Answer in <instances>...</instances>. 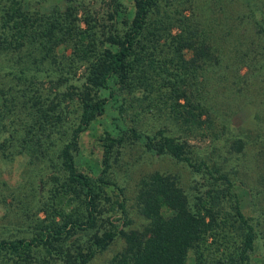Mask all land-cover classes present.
Returning <instances> with one entry per match:
<instances>
[{
	"label": "trees",
	"instance_id": "16d2710c",
	"mask_svg": "<svg viewBox=\"0 0 264 264\" xmlns=\"http://www.w3.org/2000/svg\"><path fill=\"white\" fill-rule=\"evenodd\" d=\"M45 1L0 0V159L10 160L31 150L43 169L55 172L49 188L52 194L36 198L37 211L44 210L48 219L34 224L30 236H0V264H4V257L13 259V264H88L118 238H123L124 246L110 264H188L191 249L197 262H202V249L212 246L208 238L221 243L229 221L234 226L240 224L242 245L237 252L219 256L217 262L255 264L251 252L256 245L258 221L239 207L241 198L235 180L220 165L206 159L196 165L191 162L197 170L202 166L209 170L212 179L208 181V199L201 192L189 194L169 175L152 176L136 195L138 212L146 222L134 226L125 198H111L109 190L115 186L120 195L124 193L122 185L107 171L113 146L127 137H140L142 131L129 126L115 137L105 129L98 138L103 151L101 171L89 173L76 164L81 133L105 113L108 103L123 116L127 104L140 112L149 103H156V94L165 97L170 90L172 109L177 110L178 96L186 94V81L192 78L197 84L202 77V81H209L221 59L213 55L214 46L204 40L208 33L214 34L212 27L217 23L206 21V35L196 43L192 34L198 25H192L182 10L172 8L170 0H132L130 16L125 14L122 1L111 0V22L92 27L96 18H88L90 13H86L85 28L80 27L76 15L81 0H62V4L57 2L49 9L42 6ZM240 4L243 11L237 13L246 22L244 30L248 28L254 34L246 38L240 59L248 68L257 66L258 73L249 76V81H264V0H243ZM121 9L125 13L119 17ZM173 26L180 28L176 35L171 32ZM255 39L253 49L261 54L256 63L252 60L256 55H247L249 43ZM159 44L162 46L157 49ZM167 47L171 52H166ZM185 47L194 51L189 60L182 56ZM158 51L166 52V57L155 60ZM207 58L209 63L203 70L198 62ZM77 61L86 66L78 86L69 82L74 80ZM66 83L71 89L61 91ZM139 86L143 95H134ZM102 89L107 95L100 94ZM44 99H49L47 105ZM66 99L75 102L78 112L74 122L63 126ZM200 101L196 106L202 105ZM163 103L166 105L167 100ZM164 131L159 129V138L146 134L152 146L158 152L190 161L185 141ZM54 132L64 136L63 142L48 154ZM245 144L242 135H235V149ZM229 199L231 209L223 210ZM218 248L215 245L214 250Z\"/></svg>",
	"mask_w": 264,
	"mask_h": 264
},
{
	"label": "rangeland",
	"instance_id": "374dc122",
	"mask_svg": "<svg viewBox=\"0 0 264 264\" xmlns=\"http://www.w3.org/2000/svg\"><path fill=\"white\" fill-rule=\"evenodd\" d=\"M81 1L76 12L80 27H87L84 18L86 13H90L88 18L93 16L96 18L92 27L95 25L99 27V23L111 22L109 18V10H112L111 0ZM120 1L124 3L122 6L126 7L127 13L121 9L117 13L118 16L121 17L124 13L130 16L132 0ZM170 1L172 8L182 10V13L191 19L192 25H198L192 34L196 43H199L202 35H206L208 29L206 21L217 23L212 27L214 34L210 36L208 33L204 40L205 44L209 42L214 46L213 55L221 59L214 65V74L211 73L207 82L202 81L203 77L199 78L202 82L198 81L197 84L192 82V78L186 81L183 87L186 94L178 96L180 104L177 110L172 109L173 99L170 90L165 97L156 94L154 100L156 103H149L140 112L127 104L128 108L123 116L108 103L105 113L93 121L88 130L81 133L79 148L75 154L76 164L84 171L97 174L103 167V151L98 140L103 130L110 131L115 137L129 126L142 131L140 137H127L122 144L113 146L107 171L118 185H122L124 193L120 195L115 186L109 190L111 198L112 200L125 198L124 203L128 215L133 217L134 226H141L146 222L138 212L136 195L143 183L149 181L152 176L160 173L169 175L189 194L201 192L203 197L208 199V181L212 179L209 170L205 166L197 170L191 162L196 165L202 159H206L210 164L220 165V169L235 180V190L241 198L239 207L246 215L258 221V236L251 258L255 264H264V81H249V76L258 73L255 72L257 66L251 65V68H248L246 64L242 65L243 61L240 59L246 38L254 35L248 28L244 30L246 22H242L237 13L243 11L240 4L243 0ZM57 2L62 4V0H46L42 6L49 9ZM171 32L176 35L180 28L173 26ZM254 41L257 42L255 39L249 43L251 46L247 55L249 57L256 55L252 59L256 63L260 61L261 54H257L253 49ZM160 46L162 44H159L157 49H160ZM167 50L166 52H171L168 47ZM166 52H156L155 60L166 57ZM163 53L165 56H161ZM182 56L185 60L191 59L194 56L193 49L185 47ZM205 62L200 59L198 62L202 64L203 70L208 65L209 58ZM75 66L74 80L71 79L69 82L80 85L84 79L86 66L78 61ZM245 73L247 76H244ZM263 75L261 73V76ZM67 84L69 83H66L61 91L68 88ZM48 93L51 96L52 92ZM100 94L107 95V91L102 89ZM134 95H143L141 86L134 89ZM124 96L130 101L128 92H125ZM74 98L77 99L76 96ZM164 99L167 100L166 105L163 103ZM198 99H201V106H196ZM48 100L44 99L45 105ZM63 101L68 104L64 111L63 126H68L74 122L78 111L74 110L75 102L72 103L68 99ZM159 129H164V132L172 133L177 139L185 141L191 155L190 161L181 160L170 152H158L156 147L152 146L146 134L159 138ZM235 135H242L246 139L244 148L235 149L236 145H233ZM52 137L54 143L50 145L48 154L57 151L64 138L56 132ZM32 156L31 150H27L22 154H16L10 160L0 159V236H30L34 231V224L40 222V219H48L44 210L37 211L36 198L52 194L49 188L55 172L43 169L40 161L33 159ZM33 186L37 191V197L32 192ZM27 199H30V202H27ZM231 202L229 199L223 210H230ZM114 205L115 209H120L118 203ZM38 217L40 218L37 219ZM225 226L227 235L220 237L221 243L218 241L213 243L210 236L208 241H211L212 246L209 250L202 249V262H197L194 250L191 249L188 264H219L217 262L219 256L240 249L242 245L240 224L234 226L229 221ZM215 245H219L217 250H214ZM123 246V238L116 239L107 249L96 253L88 264H110L113 255ZM3 260L4 264H13V259L4 257Z\"/></svg>",
	"mask_w": 264,
	"mask_h": 264
}]
</instances>
